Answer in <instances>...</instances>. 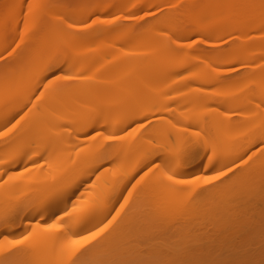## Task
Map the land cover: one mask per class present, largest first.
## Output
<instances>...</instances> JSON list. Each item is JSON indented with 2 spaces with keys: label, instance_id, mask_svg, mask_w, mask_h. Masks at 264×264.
I'll return each instance as SVG.
<instances>
[{
  "label": "bare ground",
  "instance_id": "obj_1",
  "mask_svg": "<svg viewBox=\"0 0 264 264\" xmlns=\"http://www.w3.org/2000/svg\"><path fill=\"white\" fill-rule=\"evenodd\" d=\"M57 2L31 0L21 47L27 52L22 54L23 58L42 64L38 68L45 75L56 68L62 69V82L53 81L46 92L49 110L46 127L57 134V144L47 154L34 152L31 137L5 152L7 156L23 146L15 159L8 163L0 161L3 182L0 196L13 190V186H25L21 183L23 172L15 171L19 166L44 158L55 166L43 197L38 200L39 210L24 216L35 230L45 224L43 242L52 244L54 253L64 249L67 236L80 234L103 220L112 208L111 201L134 180L142 179L140 171L153 157L152 150L166 155L180 153L183 160L195 161L192 171L177 163L170 173L160 174L150 184L151 192L158 195L169 193L164 191L172 179L177 180L173 181L172 188L182 195L189 186L185 177L207 170L218 172L257 145L260 146L258 154H250L246 160L255 158L252 172L264 173V130L255 131L252 126L264 122V107L246 112V119L236 127H231L229 114L211 118L210 104L242 109L253 98L264 99V87L253 94H243L231 90L224 81L223 75L232 72L222 71L224 65L249 57L214 53L194 48L189 42L194 35L209 40L235 34L230 39L237 40V48L247 51L253 56L249 60L255 61L247 77L260 83L264 78V0H177L160 33L151 39L150 47L145 46L147 39L130 30L117 29L122 20L141 9L159 7V0H99L87 13L83 9L72 13V0H61L55 7ZM9 11H15L14 6ZM94 13L99 15L93 21H102L101 28L89 32L85 24ZM146 16L134 19L135 25L139 27ZM19 19V16L7 19L0 15V51L10 43L6 26L10 25L11 34L15 35ZM205 45L215 44L206 41ZM35 71H25L18 77ZM149 83L156 84L151 91H147ZM209 85L215 89L209 90ZM20 90L21 87L11 84L0 85V115L6 112L0 116V127L26 103L17 101ZM177 92H181L176 98L187 115L158 135L154 131L146 132L143 121L151 112L147 105L163 102V97ZM188 127H194L195 131L186 138ZM235 146L239 147L236 151ZM73 149H76L75 157L70 160L69 152ZM209 150H214V155L208 156ZM41 165L36 167L37 176ZM218 176L220 179L221 173L212 175L184 199L180 195L177 200L165 199L177 204L176 220L191 226L193 232L207 231L209 226L226 228L254 211L264 213V178L254 183L240 180L218 188L211 184L219 180ZM89 179L93 182L84 190L83 199L75 202L74 194ZM232 186H239L241 190L232 195ZM147 201L145 194L140 204ZM65 212L69 215L65 216ZM56 214L59 215L54 222L61 224L53 226L50 220ZM128 225L126 221L113 236L103 240V245L128 243ZM11 229V225H5L1 233ZM165 264L200 263L183 260Z\"/></svg>",
  "mask_w": 264,
  "mask_h": 264
},
{
  "label": "rangeland",
  "instance_id": "obj_2",
  "mask_svg": "<svg viewBox=\"0 0 264 264\" xmlns=\"http://www.w3.org/2000/svg\"><path fill=\"white\" fill-rule=\"evenodd\" d=\"M98 1L72 0V13H76L80 9L87 13L96 7ZM30 2L31 0H0L1 18L3 16H6L7 19L11 16H19L20 18L15 35L11 34V26H6L5 32L10 34L8 37L10 43L0 51V85L11 84L16 88L21 87L17 101H26L10 121L0 127V161L4 160L7 163L20 154L23 146H18V152H13L7 156H4L5 152L11 150L15 144L26 142L31 137L34 141L32 144L34 152L47 154L57 144V134L46 127V121L49 117L46 92L53 81L58 84L62 82V69L56 68L53 73L45 75L46 73L38 68L42 64L37 61L27 62L23 58L22 54L27 53L21 49L25 35L23 33L24 20L27 17ZM175 2L177 0H159L157 5L159 7L152 6L149 9L145 8L146 10L141 9V11L130 15L128 19L119 23L117 30L132 31L134 35L147 39L145 46L150 47L153 45L151 39L160 33L162 23L172 12ZM60 3L61 0H58L55 7H58ZM11 6H14L15 11H9ZM143 14H148V16L141 20L142 24L139 23L140 26L138 27L135 25L134 19ZM98 15V13H94L88 18L85 26L89 32H95L101 28L102 21H93L94 16ZM233 35L235 34L209 40L203 36L194 35L189 42L193 43L194 48H201L214 53H233L237 56L249 57L246 58L247 60H239L224 65L221 70H232V72L229 71L223 75L224 81L228 83L231 90L237 93L253 94L264 87V78L258 83L255 78L247 77L248 74L252 73L253 68L251 66H255V61L249 60L253 56L248 55L247 51H241V48H237L238 41L230 39ZM206 41L215 45H205ZM232 49L235 50L232 52ZM31 69H37V71L30 75L18 77L21 73ZM155 85L149 83L147 91L153 90ZM207 88L209 90L215 89L213 85H209ZM180 93H170L162 98L163 102L147 105V109L151 110L152 113L149 112L150 114L143 121L146 132L154 131V134L158 135L166 127H170L175 121L187 115L176 98ZM28 94L30 95L27 98ZM251 101L242 109L238 107L226 109L225 106L210 104V109L213 110L211 118L216 115L222 117L229 114L231 115L229 118L231 127H236L246 119L244 116L246 112L250 113L254 107H264V99L253 98ZM214 109L218 111L214 112ZM5 114L6 112L0 116ZM158 126H160V130H157L159 129ZM252 126L255 131L264 130V122ZM193 131H195L194 127H188L185 137L188 138ZM156 143L152 142V144ZM234 149L236 151L239 147L235 146ZM259 149L260 146H254L242 158L220 168L218 172L207 170L190 174L185 177L189 186L182 195L176 193L175 188H172L173 181H177L172 179L171 182L166 183L167 187L164 192L169 193L164 194V196L151 192L152 185L150 184L160 174L170 173L177 163H181L185 170L192 171L195 161L183 160L180 153L166 155L156 152L157 150H152L150 153L154 154L153 157L140 171L139 176L142 179L134 180L118 198L111 201L110 212L99 224L80 234L67 236L68 241L64 249L58 254L53 252L52 244L43 242L45 232L42 228L45 224L42 223V228H39L40 231H38L39 229L35 230L34 225L24 219L26 214L39 210L38 200L43 197L47 180L51 178L55 166L49 164L46 158L23 164L15 171L23 172L21 183L23 182L25 186H13V190L0 196V253H4L3 256H0V264H71V261L76 257L87 260L88 264H165L183 260L196 261L200 264L202 262L211 264L216 262L219 264L221 262L223 264H264V213L254 211L250 216L243 217L226 228L209 226L207 231L193 232L190 229L191 226L186 227L178 221L179 219L176 220L178 217L176 214L177 204L172 201L165 202V199L172 197L177 200L179 195L184 199L190 191L207 183V180L215 173H227L222 175L218 181L211 183L218 188H224L226 185L240 180L248 179L254 183L259 178H264V173L252 172L256 159L246 160L250 154L257 155ZM75 151L76 149H73L69 152L70 160L74 159ZM214 153V150H209L207 155L212 156ZM154 161L156 163H153ZM39 164L42 165L39 176H37L36 167ZM92 182V179L87 180L72 199L77 203L81 201L84 190ZM2 183L0 179V189ZM240 190L239 186H232L230 194H237ZM144 193L147 195L148 201L142 205L140 199L145 195ZM163 214L171 215L161 217L160 215ZM57 215L59 214L50 220L53 222V226L61 224L54 222ZM157 215L159 218H156ZM126 221H129L128 243H114L104 246L103 240L113 236L118 229L126 224ZM65 224L67 223L63 222V225ZM5 225H11L12 229L1 233V228ZM29 235L31 236L28 237Z\"/></svg>",
  "mask_w": 264,
  "mask_h": 264
},
{
  "label": "snow or ice",
  "instance_id": "obj_3",
  "mask_svg": "<svg viewBox=\"0 0 264 264\" xmlns=\"http://www.w3.org/2000/svg\"><path fill=\"white\" fill-rule=\"evenodd\" d=\"M153 163H156L155 161L153 162ZM227 173H221V175H226ZM217 179H219V176L218 177H216ZM170 179H171V177H170ZM86 211V210H85ZM64 215L65 216H68L69 214L67 213V212H65L64 213ZM95 237L93 236V239H94ZM71 264H88V261L87 260H85V259H81L80 257H76L75 259H73L72 261H71Z\"/></svg>",
  "mask_w": 264,
  "mask_h": 264
}]
</instances>
